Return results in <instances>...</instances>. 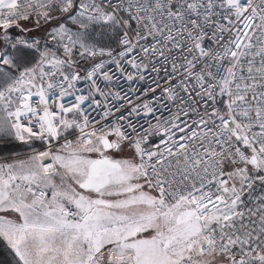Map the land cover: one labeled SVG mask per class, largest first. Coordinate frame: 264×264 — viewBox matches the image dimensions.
<instances>
[{
	"label": "snow or ice",
	"instance_id": "obj_1",
	"mask_svg": "<svg viewBox=\"0 0 264 264\" xmlns=\"http://www.w3.org/2000/svg\"><path fill=\"white\" fill-rule=\"evenodd\" d=\"M4 150L0 264H264V0H0Z\"/></svg>",
	"mask_w": 264,
	"mask_h": 264
},
{
	"label": "trees",
	"instance_id": "obj_2",
	"mask_svg": "<svg viewBox=\"0 0 264 264\" xmlns=\"http://www.w3.org/2000/svg\"><path fill=\"white\" fill-rule=\"evenodd\" d=\"M10 154H14V153H10L9 151L7 150H4V151H0V158L4 157V156H8Z\"/></svg>",
	"mask_w": 264,
	"mask_h": 264
},
{
	"label": "built area",
	"instance_id": "obj_3",
	"mask_svg": "<svg viewBox=\"0 0 264 264\" xmlns=\"http://www.w3.org/2000/svg\"><path fill=\"white\" fill-rule=\"evenodd\" d=\"M80 87H84V85L83 84H81V85H79ZM121 86H123V87H125L126 88V84H124V82L123 81H121ZM69 99H71V98H69ZM87 105H85V107H86ZM93 115H96V113L95 112H93L92 113Z\"/></svg>",
	"mask_w": 264,
	"mask_h": 264
}]
</instances>
